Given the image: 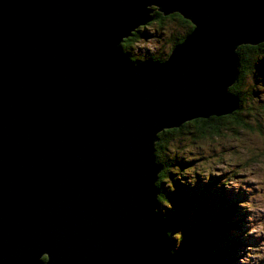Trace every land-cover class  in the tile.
Masks as SVG:
<instances>
[{
	"label": "water",
	"instance_id": "obj_1",
	"mask_svg": "<svg viewBox=\"0 0 264 264\" xmlns=\"http://www.w3.org/2000/svg\"><path fill=\"white\" fill-rule=\"evenodd\" d=\"M156 9L192 31L163 61L125 56ZM261 42L264 0H0V264H188L155 143L234 112L237 48Z\"/></svg>",
	"mask_w": 264,
	"mask_h": 264
},
{
	"label": "rangeland",
	"instance_id": "obj_2",
	"mask_svg": "<svg viewBox=\"0 0 264 264\" xmlns=\"http://www.w3.org/2000/svg\"><path fill=\"white\" fill-rule=\"evenodd\" d=\"M145 29L150 36L138 42L135 48L141 59L168 51L169 35L173 32L183 35L187 30L178 21H169L164 28L152 23ZM260 72L256 70L246 78L252 95L243 106V115L201 126L191 123L167 143L165 158L173 162L172 177L187 186L188 194L198 196L206 213L219 208V214L223 215V207L227 208L226 212L231 210L229 203L238 206L234 225L220 227L218 243L215 244L217 236L207 242L209 248L224 249L222 255L217 254V264H223V259L226 264H264V73ZM211 126L218 132L214 133ZM175 199L180 202L179 195L172 198L173 201L169 198L168 206L172 205L173 209ZM166 214L170 219L175 218V222L168 225L172 248L184 250L182 234L185 237L191 226L181 225L176 215Z\"/></svg>",
	"mask_w": 264,
	"mask_h": 264
},
{
	"label": "trees",
	"instance_id": "obj_3",
	"mask_svg": "<svg viewBox=\"0 0 264 264\" xmlns=\"http://www.w3.org/2000/svg\"><path fill=\"white\" fill-rule=\"evenodd\" d=\"M153 14L154 21L148 23V25L156 23L157 27L164 28L167 22L178 21L187 29L183 35L178 34V32H173L172 35H169L170 37L168 39L171 42V46L169 47L168 51H162L160 56L158 54H153L149 56V58H152L154 60L163 61L166 58H162L161 55H168L169 52H171V50L176 45L180 44L185 39V37L192 31L194 25L189 20L185 19L183 16L176 12L164 15L156 9ZM148 25L137 28L130 37L123 40L121 44V50L125 56L130 57L132 59H141L139 55L136 54L137 52H135V48L138 42L145 39V37L150 36V33L147 31V29H145ZM237 54L240 63L238 75L233 85L229 87V90L237 97H239V107L234 112L228 115L211 116L209 118H198L192 121L185 122L182 126L178 128L163 130L158 134V140L155 143L156 159L159 163L163 165L162 171L160 172L157 181V185L160 191L158 195L159 211L161 216L166 219L169 226H171L175 222V218L173 217L172 219H170L169 217H167L166 213H170L171 215L172 210L174 211L172 215H176L179 220V222L177 223H181V225L185 224L186 226L189 225V227L191 226L190 231L186 234L185 237L181 233L184 239L183 245L185 249L176 251L172 248L173 253L176 256L185 257L188 260V264H217V254L222 255L224 249H220L219 251H217L213 248H209L207 242H211V238L217 236L215 238V244L218 243V237L220 238V227L225 229L226 225L229 227L234 225V222L236 221L235 217L238 211V206L235 203H229L232 205V208L231 210L228 209L226 212L227 208L223 207L226 212L225 214V212L223 211V215L219 214V208L216 209V211H209L208 213H206V207L204 204H200L197 198L198 196L194 197V194H188L186 192L187 186L179 182L176 178L172 177L171 167L173 165V162H171V160L167 161L165 158L167 143H169L170 140L173 139L175 133L181 132L183 128H185L191 123H196L201 126L202 123H209L211 121L217 120L222 121L226 118H232L233 116L243 115L245 111L243 106L245 105L247 99H249V97H251L252 95V93L248 91V88L246 86V78L252 73H254L256 70H259L264 73V42L255 45H240L237 48ZM239 119L241 120V118ZM239 124H242V120ZM211 129L214 133L218 132L213 126H211ZM178 195L180 198V202L178 201V199H175V207L173 209L172 205L168 206L169 198L172 200V198L178 197ZM180 204H182V206ZM192 205L196 206L197 208ZM165 208H169V211H167ZM169 237L171 240L172 236L170 232V227ZM231 255L232 254L230 253V256ZM44 259H46V257H44ZM222 262L223 264H226L225 259H223Z\"/></svg>",
	"mask_w": 264,
	"mask_h": 264
},
{
	"label": "bare ground",
	"instance_id": "obj_4",
	"mask_svg": "<svg viewBox=\"0 0 264 264\" xmlns=\"http://www.w3.org/2000/svg\"><path fill=\"white\" fill-rule=\"evenodd\" d=\"M223 196V195H222ZM221 200H223V197H221Z\"/></svg>",
	"mask_w": 264,
	"mask_h": 264
}]
</instances>
